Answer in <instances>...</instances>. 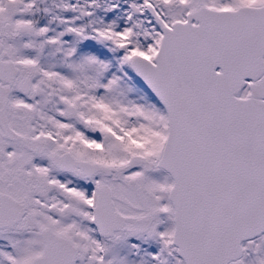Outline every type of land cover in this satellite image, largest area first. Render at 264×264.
<instances>
[{
    "label": "snow or ice",
    "instance_id": "1",
    "mask_svg": "<svg viewBox=\"0 0 264 264\" xmlns=\"http://www.w3.org/2000/svg\"><path fill=\"white\" fill-rule=\"evenodd\" d=\"M0 264H264V0H0Z\"/></svg>",
    "mask_w": 264,
    "mask_h": 264
}]
</instances>
